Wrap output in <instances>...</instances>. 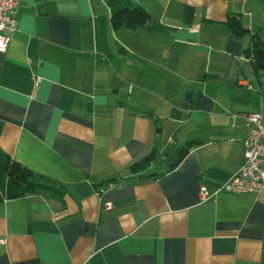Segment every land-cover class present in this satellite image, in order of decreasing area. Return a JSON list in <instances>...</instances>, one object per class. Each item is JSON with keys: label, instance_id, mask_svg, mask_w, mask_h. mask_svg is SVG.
Masks as SVG:
<instances>
[{"label": "crops", "instance_id": "1", "mask_svg": "<svg viewBox=\"0 0 264 264\" xmlns=\"http://www.w3.org/2000/svg\"><path fill=\"white\" fill-rule=\"evenodd\" d=\"M136 5L158 27L113 28ZM14 15L0 150L62 191L0 200V264H264V188L220 189L244 114L264 123V71L227 20L264 32V0H19Z\"/></svg>", "mask_w": 264, "mask_h": 264}, {"label": "trees", "instance_id": "2", "mask_svg": "<svg viewBox=\"0 0 264 264\" xmlns=\"http://www.w3.org/2000/svg\"><path fill=\"white\" fill-rule=\"evenodd\" d=\"M122 0H108V2L115 6ZM191 15V10H189ZM111 24L113 28L124 25L130 29H135L138 26L151 24L152 28H157L158 25L151 21V16L146 9L142 6L136 5L132 7L123 6L117 8L111 15ZM227 23L236 36H250L249 45L243 50L244 57L249 61L252 68L264 71V32L250 30L242 23L240 18L236 15H230ZM189 142L188 144H191ZM190 146H182L178 150V154L174 161L171 163V168L175 167L181 159L188 152ZM152 153L131 164L130 168L133 171L144 169L148 164ZM115 181V179H108L103 182L107 184ZM61 189L47 187L34 182L31 170L20 163L18 160L13 159L10 155L0 150V200L3 198L18 197L28 193H41L46 192L50 195L60 196Z\"/></svg>", "mask_w": 264, "mask_h": 264}, {"label": "built area", "instance_id": "3", "mask_svg": "<svg viewBox=\"0 0 264 264\" xmlns=\"http://www.w3.org/2000/svg\"><path fill=\"white\" fill-rule=\"evenodd\" d=\"M18 4L19 0H0V52L6 50L11 32L17 29L14 12ZM261 118L259 110L244 114V158L231 177L220 187L221 190L258 192L264 188V123ZM210 195L205 185L201 184L199 198L204 200Z\"/></svg>", "mask_w": 264, "mask_h": 264}]
</instances>
